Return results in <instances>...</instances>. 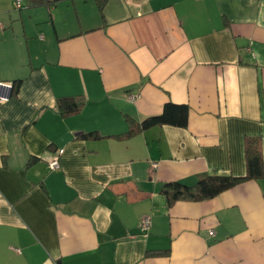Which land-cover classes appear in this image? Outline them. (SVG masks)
Instances as JSON below:
<instances>
[{
	"label": "crops",
	"instance_id": "1",
	"mask_svg": "<svg viewBox=\"0 0 264 264\" xmlns=\"http://www.w3.org/2000/svg\"><path fill=\"white\" fill-rule=\"evenodd\" d=\"M21 2L0 0V264H264V176L162 193L245 176L249 137L264 166V0ZM167 102L186 126L126 135Z\"/></svg>",
	"mask_w": 264,
	"mask_h": 264
},
{
	"label": "trees",
	"instance_id": "2",
	"mask_svg": "<svg viewBox=\"0 0 264 264\" xmlns=\"http://www.w3.org/2000/svg\"><path fill=\"white\" fill-rule=\"evenodd\" d=\"M97 6L103 10L107 0H96ZM17 79L11 83L12 91L16 92L20 83ZM84 105V99L77 97H62L58 100V107L61 114L74 113ZM188 116L187 105H176L171 102L164 104L160 114L149 115L143 118L140 123L130 125L126 135H132L136 131L146 129L154 125L169 124L179 127L186 126ZM92 133L84 134L91 136ZM246 174L245 176H233L226 174H202L192 185H186L178 181L167 182L162 188V193L167 198L168 204L177 200L201 201L206 200L238 185L248 179H256L264 176V166L260 153L259 142L256 138L246 139Z\"/></svg>",
	"mask_w": 264,
	"mask_h": 264
},
{
	"label": "built area",
	"instance_id": "3",
	"mask_svg": "<svg viewBox=\"0 0 264 264\" xmlns=\"http://www.w3.org/2000/svg\"><path fill=\"white\" fill-rule=\"evenodd\" d=\"M14 7L15 8H21L22 2L21 0H14ZM0 28H1V22H0ZM43 38V35H40V39ZM5 85L11 86V83H4ZM5 98L0 97V101H4ZM63 153V149H60L58 151V154L55 155L49 162H48V169L50 171L59 170L60 169V163H59V156ZM152 166H155L152 164ZM153 169V168H152ZM149 226V220L147 218L142 220L141 227L144 229H147Z\"/></svg>",
	"mask_w": 264,
	"mask_h": 264
}]
</instances>
